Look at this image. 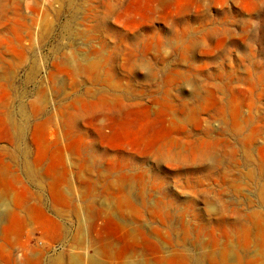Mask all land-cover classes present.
Returning a JSON list of instances; mask_svg holds the SVG:
<instances>
[{
    "label": "rangeland",
    "instance_id": "obj_1",
    "mask_svg": "<svg viewBox=\"0 0 264 264\" xmlns=\"http://www.w3.org/2000/svg\"><path fill=\"white\" fill-rule=\"evenodd\" d=\"M0 264H264V0H0Z\"/></svg>",
    "mask_w": 264,
    "mask_h": 264
}]
</instances>
